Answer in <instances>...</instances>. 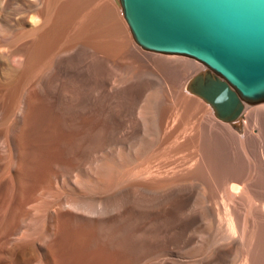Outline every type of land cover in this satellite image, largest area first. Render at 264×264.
I'll use <instances>...</instances> for the list:
<instances>
[{
	"label": "bare ground",
	"instance_id": "6f19581e",
	"mask_svg": "<svg viewBox=\"0 0 264 264\" xmlns=\"http://www.w3.org/2000/svg\"><path fill=\"white\" fill-rule=\"evenodd\" d=\"M120 14L0 0V264L264 257V101L217 117L187 87L204 68L142 49ZM194 72L198 98L177 89Z\"/></svg>",
	"mask_w": 264,
	"mask_h": 264
},
{
	"label": "water",
	"instance_id": "95a60500",
	"mask_svg": "<svg viewBox=\"0 0 264 264\" xmlns=\"http://www.w3.org/2000/svg\"><path fill=\"white\" fill-rule=\"evenodd\" d=\"M142 49L205 67L187 84L217 117L264 101V0H116Z\"/></svg>",
	"mask_w": 264,
	"mask_h": 264
},
{
	"label": "rangeland",
	"instance_id": "374dc122",
	"mask_svg": "<svg viewBox=\"0 0 264 264\" xmlns=\"http://www.w3.org/2000/svg\"><path fill=\"white\" fill-rule=\"evenodd\" d=\"M114 2H115V4H116V6L119 8L120 13H121V8H120L119 4L116 2V0H114ZM120 15H122V13H121ZM122 19H123L124 22H126L125 19L123 18V15H122ZM125 24H126V23H125ZM126 26L128 27V25H126ZM127 29H129V28H127ZM128 31H129V30H128ZM129 34L131 35L130 31H129ZM131 37H132V35H131ZM160 54H163V53H160ZM166 55H176V54H166ZM176 56H182V57H185V58H188V59L195 60V59H193V58H190V57H187V56H183V55H176ZM195 61L201 65V69L205 67L201 62H199V61H197V60H195ZM158 66H159V64H158ZM158 69H159V68H158ZM201 69H200V70H201ZM169 72H173V71H172V70H169ZM175 73H177V72H175ZM195 73H196V72H194V73H189V74H185V76H184L183 79H182V82H181L179 85H178V81H177V80L172 82V78H173V77H172L169 73H168L166 76H163V75H162V78L158 75V92H159V94L162 95V91H163V90L169 91V86H168L166 83H171V82H172V84L178 85L179 87H177V89H179L180 86H181L182 84H183V86H184V85L187 83V81H188V80H189V79H190ZM184 89H185V86H184V88H183V91H184L187 95L192 96V97H195V98H198V97H196V95L191 94V93L187 92V91L184 90ZM199 99H200V98H199ZM259 103H262V102H259ZM259 103L250 104V105H256V104H259ZM163 104H164V102H163V97H160V98L158 99V111H159V112L162 110V108H163ZM202 128H203V126H202ZM241 128H242V125H241ZM203 129H204V128H203ZM200 132H201V139H202V133L205 135V132L202 131V130H200ZM152 134H153V138H158V147H159V145H160V141H161V134H162V131H161V129L159 128V123H158V130L156 129ZM241 134H242V133H241ZM175 170H177V169H175ZM194 178H195V177H194ZM178 184H183V183H178V182H176V183H174V184H164V185L171 186V185H178ZM185 184H186V183H185ZM188 184H190V185H197L198 183L194 182V180L192 179L191 183H188ZM224 242H226V240H224ZM226 251H227V252H222L221 256L219 257V263H218V264H229V263L232 261V259H233V257H234V253H235L234 249H232V250H226ZM232 251H233L234 253H233ZM228 252H231V253L227 254ZM244 264H264V257H263L259 252L249 253V254L246 255V257H245V259H244Z\"/></svg>",
	"mask_w": 264,
	"mask_h": 264
}]
</instances>
